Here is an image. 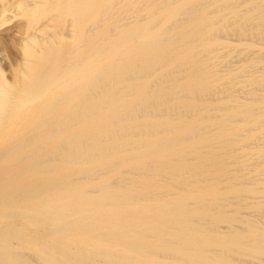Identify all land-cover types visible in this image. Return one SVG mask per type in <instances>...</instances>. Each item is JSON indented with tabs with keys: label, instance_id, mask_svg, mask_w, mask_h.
I'll list each match as a JSON object with an SVG mask.
<instances>
[{
	"label": "bare ground",
	"instance_id": "6f19581e",
	"mask_svg": "<svg viewBox=\"0 0 264 264\" xmlns=\"http://www.w3.org/2000/svg\"><path fill=\"white\" fill-rule=\"evenodd\" d=\"M0 264H264V0H0Z\"/></svg>",
	"mask_w": 264,
	"mask_h": 264
}]
</instances>
